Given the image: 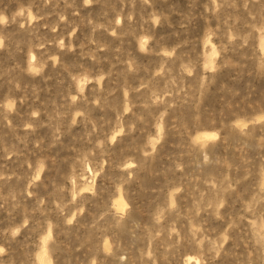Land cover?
<instances>
[{"label":"rangeland","instance_id":"1","mask_svg":"<svg viewBox=\"0 0 264 264\" xmlns=\"http://www.w3.org/2000/svg\"><path fill=\"white\" fill-rule=\"evenodd\" d=\"M187 263L264 264V0H0V264Z\"/></svg>","mask_w":264,"mask_h":264},{"label":"bare ground","instance_id":"2","mask_svg":"<svg viewBox=\"0 0 264 264\" xmlns=\"http://www.w3.org/2000/svg\"><path fill=\"white\" fill-rule=\"evenodd\" d=\"M42 255V254H41ZM41 260L43 261L44 259L43 258H41ZM44 262V261H43ZM188 264V263H187Z\"/></svg>","mask_w":264,"mask_h":264}]
</instances>
